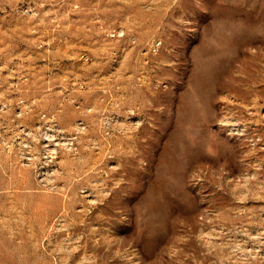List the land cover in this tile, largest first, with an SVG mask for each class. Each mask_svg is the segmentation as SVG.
I'll return each mask as SVG.
<instances>
[{"label": "rangeland", "instance_id": "obj_1", "mask_svg": "<svg viewBox=\"0 0 264 264\" xmlns=\"http://www.w3.org/2000/svg\"><path fill=\"white\" fill-rule=\"evenodd\" d=\"M0 264H264V0H0Z\"/></svg>", "mask_w": 264, "mask_h": 264}, {"label": "bare ground", "instance_id": "obj_2", "mask_svg": "<svg viewBox=\"0 0 264 264\" xmlns=\"http://www.w3.org/2000/svg\"><path fill=\"white\" fill-rule=\"evenodd\" d=\"M48 144V143H47ZM51 145V144H50ZM52 152V151H51Z\"/></svg>", "mask_w": 264, "mask_h": 264}]
</instances>
